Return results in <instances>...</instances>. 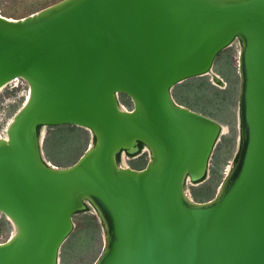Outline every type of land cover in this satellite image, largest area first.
<instances>
[{"label": "water", "instance_id": "obj_1", "mask_svg": "<svg viewBox=\"0 0 264 264\" xmlns=\"http://www.w3.org/2000/svg\"><path fill=\"white\" fill-rule=\"evenodd\" d=\"M235 37L238 149L214 194L193 199L185 180L207 175L222 123L170 86L210 71ZM14 75L27 92L0 134L12 225L0 264H57L86 204L102 228L89 264H264V0H54L0 14V85ZM53 123L90 132L67 164L41 154L38 126ZM137 142L143 164L120 163Z\"/></svg>", "mask_w": 264, "mask_h": 264}, {"label": "rangeland", "instance_id": "obj_2", "mask_svg": "<svg viewBox=\"0 0 264 264\" xmlns=\"http://www.w3.org/2000/svg\"><path fill=\"white\" fill-rule=\"evenodd\" d=\"M52 1L54 0H0V14L17 17ZM239 46L240 42L235 37L217 51L210 71L187 76L170 86L174 100L211 115L223 125L210 153L207 175L195 182L185 180V189L193 199H206L214 194L238 149ZM211 73H216L220 79H213ZM17 90L11 82L0 85V134H3L6 121L24 98V93L17 94ZM117 99L124 107L131 104L129 97L122 92L117 93ZM38 129L41 154L56 165L71 162L91 139L89 130L81 125L69 127L67 123L40 124ZM146 157L147 150L140 146L137 153L131 155L120 150L117 160L137 167L143 164ZM0 216L7 220V224H0L2 240L11 232L12 225L1 212ZM71 219L72 227L58 247L57 264H89L102 242L100 221L90 204L75 210Z\"/></svg>", "mask_w": 264, "mask_h": 264}, {"label": "built area", "instance_id": "obj_3", "mask_svg": "<svg viewBox=\"0 0 264 264\" xmlns=\"http://www.w3.org/2000/svg\"><path fill=\"white\" fill-rule=\"evenodd\" d=\"M6 82H11V85L13 87H17L18 90H17V94H22L24 93V96L27 92V82L26 80L20 76V75H14L12 77H10ZM126 154H128L127 152H125ZM131 155V154H130Z\"/></svg>", "mask_w": 264, "mask_h": 264}, {"label": "trees", "instance_id": "obj_4", "mask_svg": "<svg viewBox=\"0 0 264 264\" xmlns=\"http://www.w3.org/2000/svg\"><path fill=\"white\" fill-rule=\"evenodd\" d=\"M68 125H69V127H73V126H75V125H77V124H69V123H67ZM38 126V125H37ZM137 144L138 145H140L141 144V142H137ZM85 147V146H84ZM83 147V148H84ZM81 152V151H80ZM134 152H132V153H128V154H133ZM118 157V153H117V155H116V158ZM74 160V159H73ZM144 161V160H143ZM142 165V164H141ZM140 165V166H141ZM138 167V166H137ZM82 209V208H81ZM77 210H79V209H77ZM0 224H7V220L3 217V216H0Z\"/></svg>", "mask_w": 264, "mask_h": 264}, {"label": "bare ground", "instance_id": "obj_5", "mask_svg": "<svg viewBox=\"0 0 264 264\" xmlns=\"http://www.w3.org/2000/svg\"><path fill=\"white\" fill-rule=\"evenodd\" d=\"M211 76L213 79H220L216 73L214 75H213V73H211ZM222 128H223V125H222Z\"/></svg>", "mask_w": 264, "mask_h": 264}, {"label": "flooded vegetation", "instance_id": "obj_6", "mask_svg": "<svg viewBox=\"0 0 264 264\" xmlns=\"http://www.w3.org/2000/svg\"><path fill=\"white\" fill-rule=\"evenodd\" d=\"M140 146H141V144L140 145L137 144V151L139 150Z\"/></svg>", "mask_w": 264, "mask_h": 264}]
</instances>
